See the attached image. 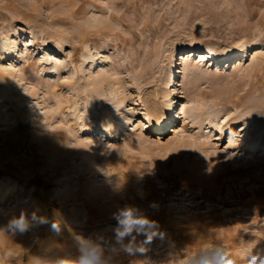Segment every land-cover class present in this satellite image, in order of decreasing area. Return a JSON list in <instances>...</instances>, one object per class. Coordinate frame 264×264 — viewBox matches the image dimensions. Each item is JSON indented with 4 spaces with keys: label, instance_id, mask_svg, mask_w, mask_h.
I'll return each mask as SVG.
<instances>
[{
    "label": "rangeland",
    "instance_id": "obj_1",
    "mask_svg": "<svg viewBox=\"0 0 264 264\" xmlns=\"http://www.w3.org/2000/svg\"><path fill=\"white\" fill-rule=\"evenodd\" d=\"M93 253L264 264V0H0V264Z\"/></svg>",
    "mask_w": 264,
    "mask_h": 264
},
{
    "label": "bare ground",
    "instance_id": "obj_2",
    "mask_svg": "<svg viewBox=\"0 0 264 264\" xmlns=\"http://www.w3.org/2000/svg\"><path fill=\"white\" fill-rule=\"evenodd\" d=\"M60 49V48H59ZM58 49V50H59ZM57 50V51H58ZM248 52V46L246 44L240 46L238 48L237 51H227V52H219V51H214V52H210V50H208L206 47L205 48H201L198 46L195 47H189V46H183L180 49V53H182L183 55H185L186 53H188L191 56H196V55H202V57H210L211 59L217 60V66L220 65L219 62L225 61V60H230V59H235L237 58L239 55L245 54ZM249 53V52H248ZM216 63H214L215 65ZM188 70L189 72H196V68L195 67H191L190 64H188ZM175 80H170V85L174 86ZM178 82H176L177 84ZM138 103V102H137ZM142 102H140L141 104ZM172 107H170L169 111H165L162 114V117L160 116H156L150 113L146 114V118H145V124L147 125V128H151L152 129V133L151 136L156 137L158 135V137H163L160 136L159 134H167L169 128H170V123L173 121V113H172ZM98 130L95 127H85L84 128V134L86 135H91L94 134L95 132H97ZM102 136L101 137H105L106 140L107 139H117L122 137V134H124V130L121 127H115L112 124H106L104 127V130L101 132ZM258 148V144H252L249 147V150H255Z\"/></svg>",
    "mask_w": 264,
    "mask_h": 264
},
{
    "label": "clouds",
    "instance_id": "obj_3",
    "mask_svg": "<svg viewBox=\"0 0 264 264\" xmlns=\"http://www.w3.org/2000/svg\"><path fill=\"white\" fill-rule=\"evenodd\" d=\"M130 212V210H129ZM125 215H128L129 213H124ZM49 220L46 217H41L40 218V223L41 224H46L48 223ZM13 224L18 227L21 231H24L28 228V222L27 219L25 217H21L20 219L16 220L13 222ZM51 227L53 229V231L59 232L60 231V225L56 222H51ZM149 241L151 240V237L148 238ZM99 261V257L95 256V253H93V260H92V264H98ZM228 264H232L231 261H228Z\"/></svg>",
    "mask_w": 264,
    "mask_h": 264
},
{
    "label": "snow or ice",
    "instance_id": "obj_4",
    "mask_svg": "<svg viewBox=\"0 0 264 264\" xmlns=\"http://www.w3.org/2000/svg\"><path fill=\"white\" fill-rule=\"evenodd\" d=\"M142 223V222H141Z\"/></svg>",
    "mask_w": 264,
    "mask_h": 264
}]
</instances>
